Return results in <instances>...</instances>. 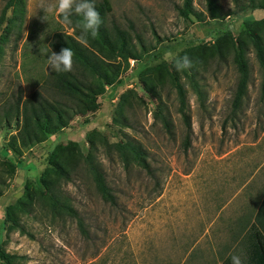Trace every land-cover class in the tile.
I'll use <instances>...</instances> for the list:
<instances>
[{
	"label": "rangeland",
	"instance_id": "rangeland-1",
	"mask_svg": "<svg viewBox=\"0 0 264 264\" xmlns=\"http://www.w3.org/2000/svg\"><path fill=\"white\" fill-rule=\"evenodd\" d=\"M6 1L0 0V14ZM101 1L107 22L122 29L131 24L139 37L133 42L144 50L97 96L93 112L73 118L46 142L19 149L14 142L16 122L0 128V169L5 171L0 253L11 264H233L234 256L243 264L247 247L259 246V235L248 228L238 237L237 222L253 213L264 195V98L252 48L248 44L245 51L246 92L235 108L237 73L230 56L213 57L198 67L200 99L180 80L190 121L185 151L173 88L164 84L159 94L162 114L170 122L167 134L152 116L156 101L142 90L138 78L144 71L154 77L153 67L168 64L186 48L208 46L223 32L236 38L249 17L248 0H214L224 15L218 20L207 18L205 0H191L201 21L178 14L183 0ZM55 6L58 0H20L5 10L0 23V105L19 91L21 99L33 91L39 75L51 68L46 48L51 35L70 34L56 12L49 11ZM254 30L264 44V25ZM128 90L142 103L125 114L131 128H118L111 119L119 97ZM124 135L147 151L151 176L135 167L124 171L114 154L106 156L100 139L112 144L124 142ZM88 140L97 147L115 206L102 202L81 176L61 188L81 218L84 234L73 220H51L38 210L16 213L15 228L4 221L5 208L22 200L24 183L39 186L55 145L72 141L85 153ZM0 264L8 263L0 258Z\"/></svg>",
	"mask_w": 264,
	"mask_h": 264
},
{
	"label": "trees",
	"instance_id": "trees-1",
	"mask_svg": "<svg viewBox=\"0 0 264 264\" xmlns=\"http://www.w3.org/2000/svg\"><path fill=\"white\" fill-rule=\"evenodd\" d=\"M20 0H7L0 14V23L5 10L16 5ZM96 10L100 13L102 23L95 37L89 33L82 43L83 17L73 15L72 24L65 25L71 30L70 34L55 31L47 44V54L59 53L62 48H70L73 55V70L71 72H55L51 68L46 73L39 75L35 84L37 86L27 97L21 99L19 92L0 105V128L16 122L17 130L14 142L19 149H29L39 144L48 137L53 136L66 128L75 117H83L96 109V98L101 95L106 87L112 86L121 72L126 69L128 60L140 58L144 48L136 47L135 42L139 37L131 24L127 29L120 28L112 20L107 22V13L101 0H91ZM248 9L264 10V0H248ZM191 0H183L178 14L186 18L188 15L196 21H201V15L192 11ZM207 18L211 20L223 19L219 6L214 0H205ZM57 20L62 23V17L56 14ZM243 29L236 38L230 32H223L208 46L190 47L182 50L172 58L168 64L160 63L152 68L156 73L153 77L147 71L139 74L142 90L156 101L152 111L154 119L159 120L165 133L170 134V122L162 114L160 90L164 84L173 88L177 107L176 112L180 117L183 128L181 147L185 151L189 145L190 121L186 109L185 91L180 82L186 80L192 92L201 98L200 87L197 82L198 67H205L213 57L223 59L230 56L231 63L237 73V82L233 94V107L245 95L248 80L247 61L245 59L246 47L249 44L254 52L260 72V98H264V44L261 36L254 28L264 25V18L253 20L245 18L242 21ZM198 49V50H197ZM197 50V52H195ZM187 56L192 62V67L177 71L176 59ZM141 99L133 90L124 92L114 110L111 122L118 128L130 129L127 111L133 112L139 107ZM94 133V132H91ZM88 149L85 153L72 141L55 145L46 157V166L40 173L38 184L33 186L24 183L22 200L15 205L7 206L4 210V221L10 226L17 227L14 215L27 214L38 210L46 213L51 220L68 218L75 222L80 234H84L81 218L72 208L70 198L62 190L63 185L86 177L92 184L100 200L109 206H115V198L111 189L105 182L101 170V163L97 158V147L91 140L87 141ZM100 143L105 149L106 156L112 153L124 171L135 167L151 176L149 156L145 148L135 140L124 135V142L107 144L104 139ZM110 158V157H109ZM0 169V195L4 185L3 173ZM32 188V189H31ZM259 235V246H248L246 254L241 257L243 264H264V195L261 197L254 215V224L251 227ZM0 258L8 264L10 258L0 253Z\"/></svg>",
	"mask_w": 264,
	"mask_h": 264
},
{
	"label": "clouds",
	"instance_id": "clouds-1",
	"mask_svg": "<svg viewBox=\"0 0 264 264\" xmlns=\"http://www.w3.org/2000/svg\"><path fill=\"white\" fill-rule=\"evenodd\" d=\"M55 11L56 14L62 17V23L71 25V17L78 15L83 17L82 43L86 42L85 37L91 33L95 37L102 23L100 13L96 10L95 4L91 0H58V6L50 7L49 11ZM73 51L66 47L62 48L59 53L52 52L48 58V63L51 69L55 72H71L73 70ZM177 71H182L192 67V62L187 56L180 57L175 61ZM233 264H240L239 257H233Z\"/></svg>",
	"mask_w": 264,
	"mask_h": 264
},
{
	"label": "crops",
	"instance_id": "crops-1",
	"mask_svg": "<svg viewBox=\"0 0 264 264\" xmlns=\"http://www.w3.org/2000/svg\"><path fill=\"white\" fill-rule=\"evenodd\" d=\"M256 17H259V18H256ZM249 18H251L253 20L263 19L264 18V10L255 9L253 11H250ZM54 136L55 135H53L52 137H54ZM46 141H44V142H46ZM40 144H42V142ZM255 211H256V209H255ZM255 211L253 213L250 212V214L247 213V214L243 215L239 221L237 220L238 222L236 221L237 225L239 227L238 232H237L238 237H241V235L243 236V233H245V231H247L248 228H251L253 226ZM236 240L234 238V240H233L234 244L237 242Z\"/></svg>",
	"mask_w": 264,
	"mask_h": 264
},
{
	"label": "built area",
	"instance_id": "built-area-1",
	"mask_svg": "<svg viewBox=\"0 0 264 264\" xmlns=\"http://www.w3.org/2000/svg\"><path fill=\"white\" fill-rule=\"evenodd\" d=\"M128 62H129L130 64H132L133 60H128Z\"/></svg>",
	"mask_w": 264,
	"mask_h": 264
}]
</instances>
